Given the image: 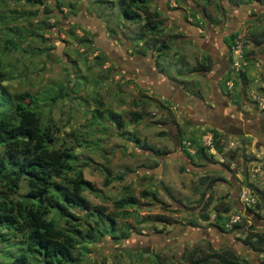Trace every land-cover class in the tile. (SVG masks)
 Masks as SVG:
<instances>
[{"label": "rangeland", "instance_id": "rangeland-1", "mask_svg": "<svg viewBox=\"0 0 264 264\" xmlns=\"http://www.w3.org/2000/svg\"><path fill=\"white\" fill-rule=\"evenodd\" d=\"M117 1L40 0L32 3L27 0H0V84L4 86V95L7 94L5 109L13 113L16 104L26 107L37 104L42 126L49 127L56 145L67 146L72 151V166L82 170L83 176L92 182L95 190L84 189L83 194L91 204L104 206L105 213L115 208L114 199L120 195L126 182L135 196L143 188L154 189L158 199L170 206L168 211L156 204L141 205L134 213L123 217L116 216L114 231L106 236L101 234L104 230L109 231L107 222L103 220L104 214L99 215V218L87 215L79 224L82 236L72 251V261L60 264H178L179 261L186 264L190 252H193L194 257H201L210 251L208 239L214 237V232H219L210 225L214 217H210L209 213L213 209L210 206L206 211L208 217L200 219L202 213L199 205L182 209L169 200L162 187H167L180 200L181 197L195 198L206 190L204 185L207 182L201 186L196 185L201 173H207L212 178L217 176L222 179L209 185L213 204L221 200L229 205L231 202L227 197V186L232 185L234 181L237 184V192L238 186L244 188V174H247L248 181L254 184V187L261 189V186H264V173L252 175L249 167L252 163L261 164L264 161V134L258 133L257 139L252 135L256 133L255 127L245 129V135H242L243 128L235 129L237 134L225 135L222 154L211 152L201 136L205 132L211 134L212 127L205 121L198 127L188 125V120L191 119L188 113V118L182 120L181 112L175 110L174 102L166 97L168 93L160 97L157 91L151 88L156 84L154 68L145 64V72H149L153 83L151 87L145 88V84L149 82H140L143 80L142 69L137 67L138 77H135L129 69L125 70L128 66L132 68L131 63L119 62L120 58L125 56L123 52L127 47L132 50L128 53L127 60H133L132 56L137 60L138 53L147 48L145 44L151 39L144 34L143 21L130 22L122 17ZM158 1L162 0H147L146 4L157 7ZM186 1L176 0L194 23L201 24L203 33L208 31L211 24L216 29L221 27L220 37H225V25L228 20L231 22L229 31H236L235 38L239 36L242 44L241 57L229 47L233 54L229 68V76L232 74V88L238 84L236 89L238 88L239 93L236 96H241L246 101L250 111L263 114L258 115V123L264 125V100L262 106L258 101L264 99V41L258 46H254L250 41V37H257L264 31V0H189L193 9L199 10L202 7L205 17L185 6ZM206 17L210 20L209 23L206 22ZM154 18L163 23L167 15L162 11L160 13L157 8ZM238 21L240 24L235 26L234 22L238 24ZM161 23L159 22L158 26ZM174 29L163 30L161 34H157L166 37L167 43L162 41L169 45L165 57L160 59L157 56V70L170 77L181 78L189 92L192 91L195 95L203 94L201 96L205 97L208 80L202 72H191L195 67L194 60L197 61L201 51L194 44L190 45V41H179L172 37L179 32ZM143 36L146 40L137 45ZM8 39L14 42V46L10 45ZM224 42L233 44L228 38H225ZM146 52L148 49L143 53ZM150 52L153 56L152 50ZM246 52L251 53L250 62L245 57ZM98 55L102 58H97ZM243 61L246 63L243 64ZM240 70L246 72L250 80L247 84L243 83L242 76H238ZM60 85L65 86L62 94L50 100L49 97L57 92ZM164 88L170 86L167 84ZM15 95H22L19 102L15 100ZM237 98L232 99L237 108L242 112L247 111L245 104ZM164 109L171 111L174 122H164ZM115 111L120 113L125 122L120 131L134 133L142 142L168 152L160 158L162 165H152L154 160L158 162L156 156L149 151L138 149L132 141L119 135L111 116ZM141 111L147 114L145 121H129L130 113ZM257 118L253 117V126ZM191 135L196 139L195 145L189 140ZM199 147H203L208 158L195 157L193 164H189L183 156L184 153L182 154L183 149L195 155ZM176 150H179L178 153ZM218 156L224 159L221 167L225 168L224 165H227L231 173L227 169H222L221 172L214 168L215 163L211 160H217ZM215 162L217 164V161ZM150 165L149 171L146 170ZM201 166H204L205 170ZM108 171L112 176L124 172V179H112L104 186ZM25 190V183L20 181L14 197L21 196ZM239 199L237 193L238 202ZM140 200L148 199L141 197ZM191 203L192 201L189 202ZM126 209L133 210L132 207ZM246 209L249 208L239 210L232 207L231 212L241 214V228L238 232L226 231L233 236L232 244L235 246L214 243L216 248H220L218 252L235 251L243 257L247 256L248 252L244 249L247 246L241 240L247 234L249 225H252L255 231L258 228L254 227L249 218V214L253 212ZM250 209H253L254 215L259 216L264 208L257 210L253 206ZM75 213L82 216L84 211L78 209ZM161 214L169 218L170 224L160 225L149 219ZM48 218L56 220L58 226H64L55 210L49 213ZM88 226L95 233L91 238L87 235ZM225 228L227 230L229 227ZM123 230L130 231L128 239L121 237ZM159 230L163 233H158ZM22 253L36 261L37 256L26 252L20 237L0 242V264H6L12 257Z\"/></svg>", "mask_w": 264, "mask_h": 264}, {"label": "trees", "instance_id": "trees-1", "mask_svg": "<svg viewBox=\"0 0 264 264\" xmlns=\"http://www.w3.org/2000/svg\"><path fill=\"white\" fill-rule=\"evenodd\" d=\"M27 1L34 3L40 0ZM117 2V7L125 19L130 20V22L143 21L145 29L149 32L150 30L154 32L157 30L160 33L163 31L162 28H158V23L162 21L154 18L157 11L148 8L147 0H118ZM154 32L151 33L153 34ZM157 32L155 33L157 34ZM235 35H237V32L232 31L225 37L233 41ZM250 41L254 46L260 45L264 41V31L258 34L257 37H250ZM9 42L10 45L14 46L13 41L10 40ZM159 43L156 46L153 44V50L161 52L157 54V56L161 57L166 54L169 45L162 40ZM225 44L229 49L231 44L228 45L226 42ZM145 50V48L142 49L143 52ZM135 52L138 53L139 51ZM98 57L102 58L101 55H98ZM245 57L249 62L251 61L250 52H246ZM208 60L209 58L202 57V60L192 68L191 72L201 73L206 71L209 65ZM238 76H242L244 84L250 82L244 70H240ZM64 89L65 86L60 85L57 92L51 94L50 100L61 95ZM4 93V86L0 84V147L2 149L0 151V186L2 188L0 190V242L20 237L26 252L37 256L36 261H33L22 253L12 257L6 264H60L72 261V251L76 248L82 236L79 224L87 215L99 218V215L104 214L102 215L103 220L107 222L109 231L104 230L102 227L104 232L101 234L106 236L114 231L113 225L116 216L123 217L131 214V212L134 213V211H137V207L139 208L141 205L156 204L163 210L169 211V204L158 199L154 189L143 188L135 196L131 193L127 182L123 184L120 195L114 199L113 205L115 208L111 212L105 213L106 209L104 206L91 204L90 200L83 194V190H95L91 184L92 182L83 176L82 170H77L72 166V151L67 146L56 145L49 127L47 125L42 126L37 104L35 103L33 106L28 107L16 104L13 108V113H9L5 109V97L7 94L4 95ZM20 97L22 95L14 96L17 102L20 101ZM161 106L163 108L162 104H160ZM167 111L169 113L168 116H165L164 122L166 120L171 123L174 122V116L171 111ZM146 115L144 111L132 112L129 115V121L132 123L145 121ZM111 116L114 118L115 123L113 124H116L119 135H123L127 140L132 141L138 149L149 151L157 159L168 154L166 150H160L149 143L142 142L134 133L120 131L121 126L125 123L120 113L115 111ZM211 132L214 147L218 154H222L224 151L223 135L218 133V130L213 127ZM177 140H179V143L181 142L179 138ZM189 140L195 145L196 139L194 135H191ZM182 152L189 164H193L195 157L198 159L208 158L203 147L197 148L195 155H191L186 149H183ZM211 161L215 163L214 168L219 171L223 172L224 169H227L228 172L230 171L227 165L222 168V164L218 163L217 160ZM215 161H217L219 167H217ZM156 164L157 160H154L152 165ZM201 167L205 170L204 166ZM149 168H151V165L147 166V169ZM244 178L246 179L244 182L245 187L257 197L258 202L255 207L257 210L264 208V188L258 189L254 187L255 185L248 181L247 174H244ZM112 179H124V172L112 176L108 171L103 185H108ZM203 179L207 183L204 185L206 190L200 193L199 202L197 203L202 213L199 218L206 219L208 217V212L206 211L212 206L213 210H211L215 212V215L210 225L220 232H238V229L241 228V220L232 223L227 230L224 226L226 215L232 210L229 203L218 199V203L213 204L214 200L209 185L215 180L222 179L217 178V176L212 178L207 173ZM20 181L25 183L26 190L21 196L14 197L18 192ZM162 189L169 200L184 205L182 200L176 198L167 187L163 186ZM141 197L148 200H140ZM126 207H132L133 210L128 211ZM78 209L84 211L83 217L76 215L75 212ZM52 210L56 211L57 217L63 221L64 226H58L56 220L48 218ZM246 210L254 214L253 209L249 208ZM149 219L158 222L160 225L170 224L169 218L162 214L155 215L154 219ZM76 221L77 223H75ZM248 227L247 234L241 241L252 251L257 252V254H263L262 260L264 264V231H255L252 225ZM158 233H163V231L159 230ZM121 234V237L126 239L131 235L130 231L126 230H123ZM87 235L90 238L95 235L90 226H88ZM208 248L210 251L201 255V257H194L193 252H190L186 264H207L209 262H214L215 264H246L247 262L245 257L235 253V251L227 252L225 250L221 253L218 252L216 248L212 247L211 242H209ZM178 264L182 263L179 261Z\"/></svg>", "mask_w": 264, "mask_h": 264}, {"label": "crops", "instance_id": "crops-1", "mask_svg": "<svg viewBox=\"0 0 264 264\" xmlns=\"http://www.w3.org/2000/svg\"><path fill=\"white\" fill-rule=\"evenodd\" d=\"M175 2H169V0H162L161 2L158 1L157 3V7H155V5L152 6H148V8L150 10H156L157 8L160 9V13L161 11L164 12L167 15V18L164 19L163 23H161L160 26H158V28H162L163 30H167V29H171V28H175V30H178V34H176V36H172L177 38V40L179 41H184L186 40L187 42H189V44H194L201 52L200 55L196 60H194L195 65L200 62L202 60V57H206L207 59L209 58V65L208 68L206 69V71L202 72L201 74L203 76H205L207 81V95L201 96V95H195L192 91L189 92L188 89H186L185 85H183V81L181 78L179 77H173L171 79V77L169 75H165L163 72H159V70H157V54L159 53L158 51L153 50V44L154 46L160 44L159 42L161 40L165 41L167 43V39L166 37H160L157 36V34H161L160 32H157V30H155V32H157V34L153 31L150 30V32L148 30L145 29V35L146 36H150L149 43H146L145 45L147 46L146 49H148V52H146V54H144L142 51L140 53H138V58L135 61V63H133L134 67H133V74L135 75V77H138V70L137 67L142 71H143V80H140V82L142 81L143 83H146L145 80H148L149 84H145V88H148L147 86L151 87L153 85V83L151 82V79L149 77V75H147V72H145V70L147 69V67L145 66V64L147 66H150L151 68H154V72L156 73L155 75V81L156 84H154L151 88H162L159 84L162 83L164 85H169L172 89V93L167 94L168 99H171L174 104L177 102H180L182 99H184L185 101H188L187 103H184L182 106L183 109L188 110V116L192 117L193 115H195L196 110L190 109V107L188 106L189 103L193 104L194 102H196L198 109L202 112V114H209L206 117H208L209 119H213L211 117H214V115L217 117L216 120H218V122L222 121H228L229 128H233V129H242V135H245L247 132L245 129H250L252 127L256 128V133L252 134L253 137H256L257 139L259 138V134L263 135L264 134V125L261 123L259 124L258 120H259V116H262L260 114H255V112L250 111L248 106H246V101L244 99L239 98V96L237 93H239L236 89V87H238V84L235 85L234 89L232 88L233 86V82L231 81L232 78V74L229 76V68L232 65V53L231 50L228 49V47L226 46L224 39L226 37H220L222 35L221 32V27H219L218 29L215 28V26L213 25H209L208 31L206 32H202V26L200 23H194L193 20L190 19V16H188L187 14H185L186 12H184V9L182 7H179L178 3L176 2V0H174ZM185 6L189 7L190 9L192 8V3L187 0L186 3L184 4ZM189 5V6H188ZM191 10H195L196 13H198L199 16H203L204 12L202 10V7L197 10V9H191ZM206 22L209 23L210 20L206 17ZM240 24V21L234 22L235 26H238ZM220 25V24H219ZM210 26L212 28H210ZM226 28L224 29L223 35L226 34V36L229 33H232L230 30L231 28V22L228 20V23L225 25ZM151 32H154L153 34ZM182 32V33H181ZM171 37V38H172ZM136 38V37H134ZM133 39V38H132ZM142 40H146L144 38V36L141 38V41L139 43H137V45L142 44ZM172 41V39L170 40V42ZM132 48H134V44L132 46ZM150 50H152V53H154V55L152 56ZM132 52L131 49H129V47H127V49L124 50L123 54L125 56L128 55V53L130 54ZM161 53V52H160ZM159 53V54H160ZM167 53V52H166ZM166 55V54H165ZM165 55L159 57L160 59L165 57ZM180 58L182 57V53L179 54ZM181 60V59H180ZM146 61V62H144ZM173 62V60H172ZM175 62V61H174ZM185 64V63H184ZM144 66V67H143ZM184 75V74H183ZM230 79V80H229ZM232 82V86L229 88L228 84ZM257 82V81H256ZM161 84V85H162ZM257 85V83H256ZM249 86V85H248ZM264 86V85H262ZM262 86H258V87H262ZM185 87V89H184ZM257 88V87H256ZM151 90V89H150ZM210 96H209V95ZM169 95V96H168ZM172 96V97H171ZM209 96V97H208ZM162 97V96H160ZM204 97V98H203ZM239 98V100H241V102L243 104H245L246 106V110L245 112H242V110H239L235 104V102L232 99L235 98ZM237 98V99H238ZM207 110H209V112H207ZM242 112V113H240ZM194 117V116H193ZM253 117L257 118L256 119V124L253 126V122H255V120L253 119ZM247 119V120H246ZM233 123V125H232ZM209 125V124H208ZM174 130H176V126L173 127ZM221 129V128H220ZM262 131V133H261ZM220 133H222L223 138L225 137V135L227 134L225 131H218ZM231 134H237V132H231L228 135ZM238 134H240L238 132ZM250 134V133H249ZM264 140V138H263ZM262 143H264V141H262ZM179 150H176L175 152L178 153ZM183 154V152H182ZM182 158V155H181ZM163 161H160V165H162ZM146 170L149 171V169L146 168ZM195 173V172H194ZM206 173H201L200 175V179L197 182L196 186H201L205 184V180L203 179L204 175ZM226 174V173H225ZM228 175V174H226ZM217 182V181H216ZM264 182V180L262 181ZM232 185H228V193H227V197L228 200H230V207L233 208H239L243 209L244 205L242 203V201L240 200V202H238L237 200V193H239L240 191L237 192V184L233 181ZM238 185H239V181H237ZM262 188H264V186H261ZM240 187L238 186V190ZM199 196L200 194L196 195L195 198H191V199H187L185 197H181L182 203L184 205L178 204L180 206V208L184 209L185 207L187 208L188 206H194L197 205V203L199 202ZM173 203H176V201L171 200ZM191 204H189V202H191ZM177 204V203H176ZM236 204V205H235ZM195 211V209H194ZM232 211V210H231ZM230 211V213H231ZM249 218L253 221L254 227L258 228L257 231L261 232L264 231V209L259 213L258 215H254V214H249ZM208 231V230H207ZM210 232L212 230H209ZM209 232V233H210ZM208 233V232H207ZM208 233V234H209ZM235 239V238H234ZM209 242L212 243V247L216 248L214 245V243L216 244H221V243H225L226 246H235V244L233 245L232 241H233V236H230V234L226 233V232H214V237H209ZM216 240V242L214 241ZM224 245V244H222ZM220 248H216V250H219ZM246 250L247 256H245V260L247 261L246 264H263V260H262V255L257 254V252L252 251L248 246L244 248ZM224 250V249H223ZM225 251V250H224ZM240 254V253H238ZM250 256H249V255Z\"/></svg>", "mask_w": 264, "mask_h": 264}, {"label": "built area", "instance_id": "built-area-1", "mask_svg": "<svg viewBox=\"0 0 264 264\" xmlns=\"http://www.w3.org/2000/svg\"><path fill=\"white\" fill-rule=\"evenodd\" d=\"M242 44L241 41L239 39V36H236V38L234 37L233 39V44L231 45L232 50L234 51V53L241 57L242 56ZM237 60H235L236 62ZM243 64H245L246 62L243 61ZM232 86V82L228 84V87L230 88ZM263 98L258 99L260 106L263 105ZM202 140L205 142V144L209 147V150L211 152H215V147H214V143H213V139H211V134L209 132H205L202 136ZM185 142V141H184ZM188 144V143H187ZM189 145V144H188ZM218 163H223L224 159L220 156H218L217 158ZM232 164V163H231ZM231 166V165H230ZM249 170L251 172L252 175H256V174H261L264 173V161L261 162V164H257V163H252L251 166L249 167ZM239 196H240V200L242 201L244 207L246 208H252L253 206L256 205V203L258 202L257 197L254 194H251L249 192V190L247 189V187L244 188H240L239 190ZM215 212L212 211L210 213V217L213 216L214 217ZM240 212H231L228 215H226V220L224 223L225 227H230L232 223H235L237 221L240 220Z\"/></svg>", "mask_w": 264, "mask_h": 264}, {"label": "flooded vegetation", "instance_id": "flooded-vegetation-1", "mask_svg": "<svg viewBox=\"0 0 264 264\" xmlns=\"http://www.w3.org/2000/svg\"><path fill=\"white\" fill-rule=\"evenodd\" d=\"M127 56H129V55H127ZM127 56H123V57H121L120 58V61L119 62H127V63H131L132 64V68L131 67H127V68H125V70H130V73H132L133 74V67H134V65H133V63H135V61H136V57H134V56H132L131 58H133V60L132 59H129L128 58V60H127ZM137 58H138V56H137ZM122 60V61H121ZM148 67V66H147ZM124 69V68H123ZM147 75H149V72H147ZM160 84H162V83H160ZM161 86V85H160ZM162 88L160 89V88H153V90L156 92L157 91V93H158V95H160V96H165V94L166 93H172V89H171V87L170 88H164L165 87V85L164 84H162V86H161ZM159 91V92H158ZM164 91H165V93H164ZM209 95V94H208ZM169 96V95H168ZM210 96V95H209ZM208 96V97H209ZM167 97V96H166ZM188 101H185L184 99H182L180 102H177V103H175V110H177V111H179V112H181V114H182V120H185V119H187L188 118V116H187V114L186 113H188V110H185V109H183L182 107V105L184 104V103H187ZM189 107H190V109H193V110H196V113H195V115H193L192 117H190L191 119H189L188 120V125H195V126H199V125H202V121H203V123H204V121H205V123L206 124H209L208 126L209 127H213L214 129H216V130H218V131H225L227 134H230L231 132H235L234 130L235 129H233L232 127L231 128H229L228 126H226V125H229L228 124V121L226 122V121H222V123L221 122H218V120H216L217 119V117L214 115V117H211V118H213V119H209L208 117H209V114L207 113V114H202V112L198 109V106H197V104H196V102H194L193 104H190L189 103V105H188ZM207 112H209V110H207ZM164 114V116H168V111L167 110H165L164 109V112H163ZM208 115V117H206V116ZM247 120V119H246ZM232 125H233V123H232ZM221 128V129H220ZM211 137H212V132H211ZM160 158L161 157H159L158 158V164H160L159 163V161H160ZM231 209H232V207H231Z\"/></svg>", "mask_w": 264, "mask_h": 264}, {"label": "water", "instance_id": "water-1", "mask_svg": "<svg viewBox=\"0 0 264 264\" xmlns=\"http://www.w3.org/2000/svg\"><path fill=\"white\" fill-rule=\"evenodd\" d=\"M244 209V208H243Z\"/></svg>", "mask_w": 264, "mask_h": 264}]
</instances>
